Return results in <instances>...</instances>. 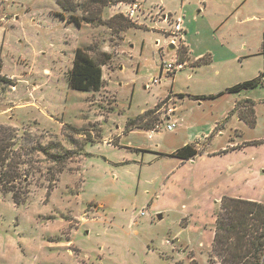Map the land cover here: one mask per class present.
<instances>
[{
    "label": "rangeland",
    "instance_id": "1",
    "mask_svg": "<svg viewBox=\"0 0 264 264\" xmlns=\"http://www.w3.org/2000/svg\"><path fill=\"white\" fill-rule=\"evenodd\" d=\"M162 2L170 10L183 5L185 21L193 19L187 36L210 63L159 78L160 60L168 61L173 52L161 57L155 42L162 43V36L143 22L126 18L134 27L125 30L109 21L123 14L124 4L103 9L101 23L77 28L67 20L80 12H64L54 0L0 1V127L14 128L10 142L28 180L23 204L0 191V264H208L221 197L264 202V85L224 92L264 70V0ZM157 31L167 35V29ZM76 48L96 62L103 52L111 55L101 66L99 91L68 87ZM170 89L182 95L223 93L196 101L184 96L177 112L181 124L167 131L161 108L168 96L149 107ZM241 98L253 102V126L232 109ZM168 104L174 107V100ZM243 105L242 111L252 107ZM145 109L155 110L142 125L160 126L157 132L148 138L140 129L119 143L146 152L88 148L103 137L117 143L118 126ZM55 142L72 156L46 197L47 169L56 166L36 148L54 154ZM186 144L197 150L192 160L169 155ZM234 144L240 147L229 149ZM226 148V155H211ZM143 207L146 213L131 223Z\"/></svg>",
    "mask_w": 264,
    "mask_h": 264
},
{
    "label": "trees",
    "instance_id": "2",
    "mask_svg": "<svg viewBox=\"0 0 264 264\" xmlns=\"http://www.w3.org/2000/svg\"><path fill=\"white\" fill-rule=\"evenodd\" d=\"M124 1L130 0H54L64 12H80L79 16L70 14L67 20L68 23H72L77 28H80L83 22L101 23V13L104 7ZM109 21H114L118 25L121 24L123 29L134 27L122 14L113 15ZM185 53L186 49L180 46L178 51L179 63L188 60ZM102 55L104 58L100 62H96L85 49L76 48L73 53L71 68L67 74L68 87L77 91H99L103 81L101 66L111 59L109 53L103 52ZM207 63H209V58L203 57L193 62L192 65L199 66ZM261 75L260 72L255 78L228 87L224 92L238 93L241 90H250L264 85ZM222 93L223 91L216 95H201L199 98H215ZM243 103H249L252 107L247 111H242L241 109L246 107ZM154 110H147L134 118H128L124 131L128 132L134 128L152 129L153 127H145L142 124L146 115ZM233 110L238 112L239 118L246 124L254 125L255 115L251 100L244 99L237 102ZM14 131L11 126L0 127V191L9 193L12 202L15 205H20L26 201L28 180L26 175L20 174L22 162L17 160L20 156L15 154L14 144L10 142L14 138ZM51 145L57 149L54 154H49L44 148H36L37 151L48 156L50 162L56 166L47 169L49 175L46 178L48 182L46 197L49 196L54 187L57 176L63 172L66 161L72 156L71 152L64 150L59 142ZM171 155L182 161H188L197 155V150L192 144H186L176 149ZM207 262L208 264H264V202L240 197H221L216 211Z\"/></svg>",
    "mask_w": 264,
    "mask_h": 264
},
{
    "label": "crops",
    "instance_id": "3",
    "mask_svg": "<svg viewBox=\"0 0 264 264\" xmlns=\"http://www.w3.org/2000/svg\"><path fill=\"white\" fill-rule=\"evenodd\" d=\"M0 1H3V0H0ZM140 2L138 3L139 4V7H140V10H139V12H137L136 14H135V19L134 20H131L132 22H135V24H137V25H141V23L143 22V23H145V25L148 27V28H150L152 31H154L156 34H158V35H160V36H162V38H163V41H162V43L160 42V41H158V39L156 40V42H155V44H156V46L158 47V53L160 54L162 51V53L160 54V56L162 57V55H164L165 53H167V54H169L170 55V53H172L173 52V55L171 54V57H170V59H172L173 58V56L176 54V50H177V47L176 46H172V44H170V43H168V40H169V38H168V30H169V26L166 24V22H164L162 19H163V15H168V16H170V17H172V18H175V17H180L181 18V28H182V33H181V39H180V42H179V44H178V46H183L185 49H186V54H188V56H189V58L191 59V64L190 65H188L187 64V62H184V63H181L182 64V66H181V68H183V67H186V66H188L189 67V69H193V68H198V67H200V66H202V65H199V66H193L192 65V63L193 62H195V61H197V60H199L200 58H203V57H208L209 58V63L211 62V58H210V56L209 55H202L203 53L202 52H200V53H196L195 52V49H194V46L196 45V43H194V40L193 39H191V37H188L187 36V33L189 32V26H190V24H191V22L193 21V19H191L190 21H189V19H188V21L186 22L185 21V19L183 18V16H182V14H181V12H183V5L180 7V9H178V11L177 10H170V9H168V8H166L164 5H163V2H162V0H160V2H161V4L159 3V4H151L150 6H146L145 5V3H146V0H139ZM131 2H135L134 0H130L127 4L125 3V2H119V3H117V4H115V5H111L110 6V8H108L109 6H106V7H104L103 9H104V13H105V8H108V9H111V10H113V11H115V10H117V9H119V5L120 4H124V5H126V7H127V5L129 4V3H131ZM138 2V1H137ZM59 8V7H58ZM60 9V8H59ZM124 12V10H121V12ZM102 12H103V10H102ZM113 13H118V12H113ZM119 14V13H118ZM120 14H122V13H120ZM158 14H160V19H158L157 18V15ZM123 16H124V14H122ZM137 19H140V22L139 21H137ZM129 29V28H128ZM157 29H167V31H165L164 33H167V35L165 36L164 34H162V33H160V32H158L157 31ZM125 30H127V29H125ZM156 30V31H155ZM169 46H172V49L171 48H169ZM161 51V52H160ZM175 52V53H174ZM232 54V53H231ZM233 56H234V54H232ZM235 58V57H234ZM169 59V60H170ZM162 60V59H161ZM161 60H160V62H161ZM204 65H207V64H204ZM181 68H179V69H181ZM178 69V70H179ZM263 69H264V66H263ZM177 71V70H176ZM175 71V72H176ZM263 71V70H262ZM175 72H173L172 74H174ZM262 73V72H261ZM159 74H160V72H159ZM162 76V75H161ZM190 74L188 75V78H190ZM152 81V80H151ZM218 94V93H217ZM234 94H239V93H234ZM202 95H204V94H202ZM208 95H213V94H208ZM208 95H205V96H208ZM214 95H216V94H214ZM221 95V94H220ZM167 96H169V97H171L173 100H174V112L170 115V116H167L166 117V119H165V129H166V124L167 123H172L173 124V128L172 129H170V130H167V131H173L174 129H175V127H177V126H180V120H179V117L177 116V112H178V109H179V105L181 104V102L184 100V98L187 96V97H189V99L190 100H192V101H196V100H198V99H203V98H199V96H201V95H182V94H176V93H173L172 91H171V89H170V92H168V93H166V94H164L163 96H161V97H159L158 99H156V101L152 104V106H150L149 108H151V107H155L156 105H157V103L160 101V100H162L163 98H165V97H167ZM185 96V97H184ZM218 96V95H217ZM204 99H208V98H204ZM244 99H248V98H241V99H238V100H236V101H234L233 102V106H232V109H234V107L236 106V104H237V102H239V101H242V100H244ZM250 100V99H249ZM35 106V105H34ZM148 109V108H147ZM147 109H145V110H143L141 113H139L138 115H140V114H142V113H144ZM253 110H254V107H253ZM137 116V115H136ZM135 117V116H134ZM127 118H129V117H127ZM126 118V119H127ZM126 119L124 120V122H122L119 126H118V128H117V137L119 138V140H118V142L117 143H114V144H111L110 143V140L109 141H106V139L107 138H102V141H98V142H96V144H93V145H91V146H89L88 148H94V147H96L97 148V150H99L100 149V147L102 146V145H106V146H108V145H112L113 146V148H125V149H129V150H132V149H136L137 151H143V152H146L145 151V149H138V148H131V147H125V146H123V145H121L120 143H119V141H120V139L122 138V136L124 135V134H131V133H134V132H137V130H145L146 132H147V137L148 138H151L152 137V133H156L157 132V129H159L160 128V126H156V127H153L152 129H146V128H134V129H132V130H130V131H128V132H124V126H125V123H126ZM239 121H242L240 118H239ZM244 123V122H243ZM255 124V123H254ZM160 125H161V123H160ZM189 127V126H188ZM239 147H240V145H238ZM238 146H236L235 144L233 145V147L231 146V148H229V149H231V150H234L235 148H237ZM87 148V149H88ZM86 149V151L87 152H89V153H91V154H93V156L95 155L93 152H91V151H88ZM228 148H226V149H224V150H220L219 152H213V153H211V155H217V154H221V155H226L227 153H228V151H230ZM133 151H135V150H133ZM221 152H223V153H221ZM173 153V152H172ZM158 155H168V154H165V153H162V154H160V153H158ZM169 155H171V154H169ZM172 156V155H171ZM173 157V156H172ZM104 159H106V158H104ZM192 160V159H191ZM123 164V162H116V163H114V165H122ZM231 197H239V196H236V195H232ZM240 198H243V197H240ZM244 199H250V198H244ZM250 200H253V199H250ZM258 201V200H257ZM144 209H145V207H143ZM143 208H141V209H143ZM141 209H140V211H141ZM140 211H139V213H140ZM146 213V209H145V212H144V214ZM143 214V215H144ZM143 215H136V216H134L132 219H131V223H135L136 222V220H134V218H136V219H138V217L139 216H143ZM161 215V214H160ZM157 216V215H156ZM212 236H213V231H211L210 232V234H209V238H210V240L212 239ZM50 243H52V244H57V245H62L63 243H59V242H49V243H47L48 245H46V246H50ZM49 248V250L50 251H53L54 250V248L55 247H48ZM63 256L65 257V259H68L69 258V256L67 255V254H63ZM71 257V256H70ZM71 262H73V261H71Z\"/></svg>",
    "mask_w": 264,
    "mask_h": 264
},
{
    "label": "built area",
    "instance_id": "4",
    "mask_svg": "<svg viewBox=\"0 0 264 264\" xmlns=\"http://www.w3.org/2000/svg\"><path fill=\"white\" fill-rule=\"evenodd\" d=\"M140 7L139 4L137 2H131L127 5L126 9L124 10L123 14L126 18L130 19V20H134L135 19V14L137 12H139ZM137 15V14H136ZM163 21L166 22V24L169 26V30H168V43L172 44V46H176L178 48V44L180 42L181 39V33H182V28H181V18L180 17H175L172 18L168 15H163ZM182 64L178 62V57L175 54L173 56L172 59L166 61V60H161L160 62V76L161 77L162 73H173L176 70H178L179 68H181ZM261 80L264 82V70L262 71V75H261ZM153 83H159V80L153 78L152 79ZM171 100V97L168 96V99L166 102H164L163 107L161 108V111L163 112V114H161V122L162 120L165 121L167 116H170L173 112H174V107L170 106L169 101ZM156 113L159 112V110L155 111ZM173 128V124L172 123H167L166 124V129L170 130ZM145 212V209H141L139 215H143Z\"/></svg>",
    "mask_w": 264,
    "mask_h": 264
},
{
    "label": "water",
    "instance_id": "5",
    "mask_svg": "<svg viewBox=\"0 0 264 264\" xmlns=\"http://www.w3.org/2000/svg\"><path fill=\"white\" fill-rule=\"evenodd\" d=\"M169 48L172 49V46H169ZM156 218H157L158 220L161 219V215H160V214H157Z\"/></svg>",
    "mask_w": 264,
    "mask_h": 264
}]
</instances>
